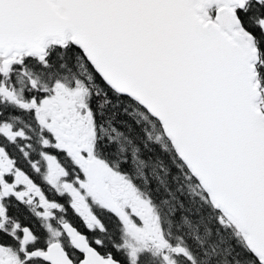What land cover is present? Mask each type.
<instances>
[{
	"label": "snow or ice",
	"instance_id": "snow-or-ice-1",
	"mask_svg": "<svg viewBox=\"0 0 264 264\" xmlns=\"http://www.w3.org/2000/svg\"><path fill=\"white\" fill-rule=\"evenodd\" d=\"M0 264H264V0H0Z\"/></svg>",
	"mask_w": 264,
	"mask_h": 264
}]
</instances>
